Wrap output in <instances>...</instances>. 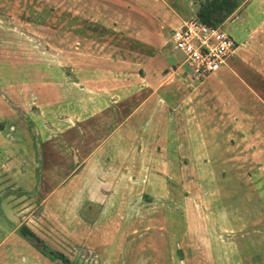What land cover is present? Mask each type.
<instances>
[{"label":"crops","instance_id":"crops-1","mask_svg":"<svg viewBox=\"0 0 264 264\" xmlns=\"http://www.w3.org/2000/svg\"><path fill=\"white\" fill-rule=\"evenodd\" d=\"M67 1L59 3L67 5ZM199 1L75 0V12L68 14L74 17L76 38H81L76 41L78 59L72 68L75 79L53 82L56 95L52 87L33 89L36 100L29 101L32 108L23 94L21 99L28 108L22 106L23 101L21 106L14 105L12 94L0 89V138L5 131L11 146L0 144V166L4 165L1 152L5 151L10 155L5 163L12 171L8 176L17 191L33 193L35 190L26 186L31 182L44 189L36 206L44 216L41 229L33 227L26 215L15 221L0 215L7 224L0 238V244L6 246L0 264L7 260L11 264H66L24 237L18 231L20 224L32 229L48 248L60 252L67 264H127L125 251L122 255L120 250V259L116 256L123 243L124 222L131 214H147L154 208L158 214L164 209L188 216L185 233L174 238L180 253L177 263L191 264L195 254L201 253L212 259V264H231L226 255L237 253L244 243L243 232H254L249 243L264 246V226L259 222L245 229L239 223L232 232L234 229L225 222H210L206 214L210 208L205 205L202 219L191 212L196 197L206 204L212 197L207 186L204 192L201 187L195 192L201 183L195 170L206 167L211 172L213 167L220 175L236 171L230 167H236L238 151L248 150L247 141L250 149H264V0H239L220 23L236 43L233 51L215 71L196 79L176 64L168 36L182 18L196 15ZM85 22L90 23L91 33L86 31ZM86 37H91L90 44L84 42ZM94 37L106 40L99 43ZM235 80L253 97L235 94L231 82ZM5 104L10 105L12 116L1 110ZM42 111L40 117L47 131L38 143L42 147L39 171L32 158L36 149L33 138L24 144L20 140L27 139L35 127L29 123L30 114L34 118ZM15 118L19 123H11L12 129L6 131L2 121ZM15 141H20V146ZM251 163L256 169L264 168V160ZM239 173L246 174L244 170ZM185 174L187 178L192 176L193 185L184 181ZM206 176L211 181V176ZM170 179L182 182L181 187L186 189L187 194L182 196L192 204L186 211L184 206L178 209V204L167 202V206L163 201L175 195L162 187ZM184 183L188 185L184 187ZM173 190L179 191L178 187ZM252 191L257 204L262 198L260 189ZM126 226L137 232L136 227ZM155 227L161 225H144L139 235ZM13 234V242H7ZM158 236L154 233L155 243L162 242L169 248V263L173 264V238L164 239L162 231ZM236 257L234 263L243 264L238 254Z\"/></svg>","mask_w":264,"mask_h":264},{"label":"rangeland","instance_id":"rangeland-1","mask_svg":"<svg viewBox=\"0 0 264 264\" xmlns=\"http://www.w3.org/2000/svg\"><path fill=\"white\" fill-rule=\"evenodd\" d=\"M0 2H3V4L0 5V83H2L0 84V89L4 94H12L13 99L11 102L17 106H21L20 101H23L21 99V94L24 95V98L26 97V101L28 102L36 100V94L33 92V89L37 90L38 87H41L44 90L47 89V87H52L55 91L53 95H56V86L53 82L61 81L65 78L71 82L70 79H75V73L72 68L73 64L78 59L75 53V50H79L76 48V41H80L81 38L80 36L76 38V31H74L75 22L73 21L74 17H68V14H74L75 12V0H68L67 5H64V2L60 4V0H0ZM87 10L86 13L91 14L89 9ZM84 27L88 33H91L90 23L85 22ZM94 38H97L95 41H98L99 43L105 42L106 40L98 37ZM84 42L90 44L91 37H86ZM171 54L176 58L182 57L179 50H174ZM252 59L254 60L257 58ZM84 64L86 63L84 62ZM68 68L70 70H68ZM44 81H46V84ZM51 81L52 83H49ZM231 82L234 83L232 89L235 94L241 93L244 97H253L252 94L244 87L240 86L236 80ZM228 85H230V83ZM30 88H32V90L29 93ZM45 96H47V94H45ZM26 101H23L22 106L25 105V108H28V105L26 106ZM29 103L30 108H32L33 103ZM34 103L37 104L38 102ZM1 110H3V112L6 110L8 117L12 116L9 104L3 105ZM28 111L32 112V110ZM38 113L35 114L34 118L33 115L30 114L32 120L29 121V123L32 122L35 127L33 131L29 127L31 134L25 140L23 138L21 139L22 136H20V141L21 144H24L31 142V139L33 138L35 144V147L33 148L36 149L34 150L32 158L35 163V169L40 171L42 147L38 143L43 140L46 135V132L44 134L43 131H47V128L42 124L43 117H40L41 114H43V111L39 113L40 115H38ZM2 122L4 123L2 126H5V129L8 132L12 129L11 123H19L16 118L5 119ZM4 135L5 131H2V139L0 138V140L4 143L1 142L0 144L5 148H9L11 147L10 140ZM20 141H15L14 143L20 146ZM245 146L248 150L244 149L238 151L237 155L234 157V160L236 158V167H230L236 169V171L229 170L221 175L220 173L218 174L217 171L218 176L213 167H210L212 169L211 172L207 171L209 168L206 167H199L195 170V176L201 181L200 186H196L195 192H197L200 187V190L204 192L207 186V189L210 187L212 193V197L208 200L210 202L209 204H206L202 199L200 200L197 197L194 199V209L191 212H194L197 219H202L203 205H205L210 208V211L207 210L206 212L207 218L210 222H225L226 225H229L234 229L232 232L237 230L239 223L244 224V229L250 227L248 225L257 222H259V225L263 224L264 226V183H262L261 179L262 177L264 178V168H261L260 166L259 169H256L257 167L251 163L254 160H256V162H263L264 149H262V151L250 149L247 147L249 146L248 141ZM15 147L13 150H16ZM37 147L40 148V151L38 150V152ZM262 147H264V145H262ZM1 155V158L4 157L5 160H2L4 165L0 166V215L8 217L13 221L17 219L20 220L26 215L27 217L25 219L28 220L33 227L41 229L42 218L44 216L39 212L40 208L36 210V206L41 199L40 197L44 193V189H40V184L39 188H36V184L33 185L31 182L26 184V186L31 190L34 189L35 191L33 193L30 191L28 193L17 191L15 186H13V182L9 179L10 176H8L10 167L5 163L6 160L10 159V155L5 151H2ZM240 164L242 166H240ZM238 170H244L246 174H237ZM183 171H187V169L184 168ZM11 172L12 171L9 173ZM206 174L211 176V181ZM185 176L186 174L184 175V181L187 182L189 180L191 182H187L188 184L193 185L195 183L192 181V176L189 178ZM234 176L237 177L234 178ZM202 177H205L207 182H202L204 179ZM258 178H260L259 181H254ZM238 179H241L242 181H235ZM177 180H180V177H178ZM172 181L173 179L167 180L166 183L162 184V187H168L175 195L173 199L168 198L166 199L167 201H163L166 203L178 204V209H181L184 206L186 207V211V209L192 205L187 203L186 198L182 196L186 195L187 191L185 188L181 187L180 183L182 182L175 183ZM187 183H184V187L188 185ZM150 185L151 184H149V186ZM156 185L157 188L160 187V184ZM175 187H178L179 193H174L176 192L173 190ZM252 189H260L259 192L261 193H258V195L259 197L262 196V198L257 201V204H255L256 201ZM200 195H202V192H200ZM158 200L162 201L161 199ZM144 201L145 200L142 199L143 203ZM167 206H169L168 203ZM163 208L168 209L169 207ZM175 208L176 207H174V209ZM154 209H152L150 213L143 215L131 214L128 219H126V215L122 217V223L124 218L126 219L124 222L126 228L125 232L122 233L123 243L119 244L117 248L118 255L116 256L118 259H120L121 254L123 255L122 252L125 251L127 264H170L167 252V249L169 248L163 245L162 242L155 243L154 233L158 236L162 231L164 239L171 240L173 238V243L171 242L170 246V250L174 255L176 254L173 264H181L180 261L179 263L176 261L177 256H180V253L177 252V248L174 245V238H178L180 234L185 233L184 230L185 225L188 222V216L183 213L180 214L179 210L166 211L163 209V212L158 214ZM257 210L260 212L257 213ZM13 211H16V214L18 215L12 214L11 212ZM251 212L253 213L251 214ZM254 212L257 214H254ZM4 217L0 219V238L7 230V224L4 223ZM198 222H201V220H198ZM127 224L130 225V228L136 227L137 232H131L127 229ZM147 224H160L161 228L155 227L153 229H147L145 233L139 235L142 232V226ZM90 227L92 228V226ZM82 228L87 229L88 227L82 226ZM112 234L113 231L112 233L110 232L108 236H111ZM116 234L117 233H115V235ZM252 234L255 233L243 232L244 243L240 246L237 253L230 252L226 255V258L229 257L231 259V264H235V258L238 259L236 257L237 254L241 257L240 261L242 262L243 260V264H264V246L261 244L254 246L256 242L250 244L249 242L252 240ZM14 238L15 234L11 235L7 242H13ZM237 238L239 240V236H237ZM126 240H128V243L124 246ZM183 240L184 239L180 240L181 243ZM5 248V244H0V256L5 254ZM181 249L185 253L186 247L182 245ZM120 250L121 254H119ZM145 255L148 256L147 260L143 257ZM142 258L143 260H141ZM8 261L9 260H7L6 264H11L10 261ZM80 264L93 263L83 261ZM191 264H212V259L203 257L201 253L195 254Z\"/></svg>","mask_w":264,"mask_h":264},{"label":"built area","instance_id":"built-area-1","mask_svg":"<svg viewBox=\"0 0 264 264\" xmlns=\"http://www.w3.org/2000/svg\"><path fill=\"white\" fill-rule=\"evenodd\" d=\"M168 39L171 52L179 50L182 54L175 59L176 64L196 79L215 71L236 44L220 24L203 22L196 15L182 18L170 29Z\"/></svg>","mask_w":264,"mask_h":264},{"label":"trees","instance_id":"trees-1","mask_svg":"<svg viewBox=\"0 0 264 264\" xmlns=\"http://www.w3.org/2000/svg\"><path fill=\"white\" fill-rule=\"evenodd\" d=\"M239 0H200L198 7L196 8V16L199 20L210 23L220 24L225 17L231 13L238 5ZM18 231L31 242L37 244L40 250L48 256L60 257L64 263H68L60 252H57L43 243L40 237H38L27 225L20 224Z\"/></svg>","mask_w":264,"mask_h":264}]
</instances>
